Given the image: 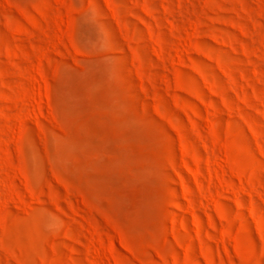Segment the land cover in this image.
<instances>
[{
  "label": "rangeland",
  "instance_id": "374dc122",
  "mask_svg": "<svg viewBox=\"0 0 264 264\" xmlns=\"http://www.w3.org/2000/svg\"><path fill=\"white\" fill-rule=\"evenodd\" d=\"M0 264H264V0H0Z\"/></svg>",
  "mask_w": 264,
  "mask_h": 264
}]
</instances>
